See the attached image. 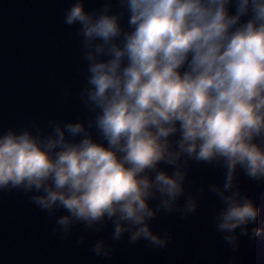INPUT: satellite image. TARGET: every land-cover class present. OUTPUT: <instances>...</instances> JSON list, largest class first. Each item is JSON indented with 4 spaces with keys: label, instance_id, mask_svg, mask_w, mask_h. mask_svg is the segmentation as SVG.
<instances>
[{
    "label": "clouds",
    "instance_id": "9594fccd",
    "mask_svg": "<svg viewBox=\"0 0 264 264\" xmlns=\"http://www.w3.org/2000/svg\"><path fill=\"white\" fill-rule=\"evenodd\" d=\"M118 3L129 15L128 31L120 24L123 13H111L112 0L92 13L76 0L65 20L80 25L89 50L85 103L98 110L95 126L107 146L79 123L67 125L73 137L84 134L79 142L66 141L59 127L43 139L9 131L0 136V188L43 189L37 204H59L71 214L62 225L116 217L115 238L127 222L136 229L132 241L162 245L147 225L154 215L148 201L167 197L161 206L169 208L183 193L184 175L157 172V165H175L187 154L226 168L224 191L213 189L225 205L219 230L254 223L259 209L253 201L225 192L233 189L238 165L250 178L264 179V0ZM177 132L179 150L173 151L168 138ZM260 233L254 228L252 238ZM94 250L101 254V244Z\"/></svg>",
    "mask_w": 264,
    "mask_h": 264
},
{
    "label": "water",
    "instance_id": "95a60500",
    "mask_svg": "<svg viewBox=\"0 0 264 264\" xmlns=\"http://www.w3.org/2000/svg\"><path fill=\"white\" fill-rule=\"evenodd\" d=\"M76 0H0V136L11 131L28 132L41 139L55 136L59 127L68 142L73 137L69 124H82L94 142L103 143L95 120L98 113L85 103L90 89L88 49L80 25H68L66 15ZM87 12H97L105 0H83ZM235 7L230 8L234 14ZM112 14H120V24L128 31L129 15L112 0ZM250 18L245 16L242 23ZM183 71V69L181 70ZM171 150L178 151L180 133L170 136ZM259 143V138L255 141ZM183 175V193L162 207L157 195L148 201L154 215L147 220L150 232L164 243L154 244L141 237L131 240L136 230L127 222L115 238L116 217L95 222L71 218L67 209H46L36 203L43 189L0 188V264H264V179H253L241 166L234 173L231 195L253 201L259 209L254 223L234 232L220 231V213L225 205L213 189L224 191L226 168L222 162L207 163L182 154L175 165L161 161L157 172ZM156 172H151L154 178ZM194 205V210L189 206ZM260 235L252 238V230ZM246 233V234H245ZM234 237L232 242L225 239ZM101 244L102 252L95 247Z\"/></svg>",
    "mask_w": 264,
    "mask_h": 264
}]
</instances>
